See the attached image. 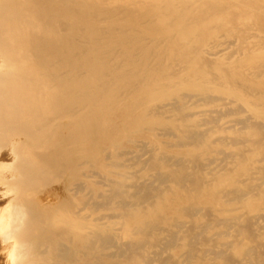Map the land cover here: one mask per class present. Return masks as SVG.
Instances as JSON below:
<instances>
[{
    "label": "bare ground",
    "instance_id": "obj_1",
    "mask_svg": "<svg viewBox=\"0 0 264 264\" xmlns=\"http://www.w3.org/2000/svg\"><path fill=\"white\" fill-rule=\"evenodd\" d=\"M0 259L264 264V0H0Z\"/></svg>",
    "mask_w": 264,
    "mask_h": 264
},
{
    "label": "rangeland",
    "instance_id": "obj_2",
    "mask_svg": "<svg viewBox=\"0 0 264 264\" xmlns=\"http://www.w3.org/2000/svg\"><path fill=\"white\" fill-rule=\"evenodd\" d=\"M134 117H136V116H134ZM152 124H151V117L150 116H148V117H146L145 118V121L143 122V127H150ZM130 135L132 136V137H136V138H142V139H145V140H148V139H153L154 137H156V136H154V135H152L151 133L149 134V132L148 131H144V132H141V131H135V130H131V132H130ZM117 137H119L118 138V141L119 142H121L122 144H126L125 146H127V145H129L127 142V139L125 138V134L124 133H122V134H120L119 136H117ZM123 138V139H122ZM105 145L107 146V147H110V143L109 142H105ZM92 170H95V169H89V170H87L86 172L88 173V174H93L92 173ZM104 171H105V169L103 170V173H104ZM88 182H90L91 183V181L88 179ZM86 211H88V210H86ZM55 256V255H54ZM55 258H56V256H55ZM0 263L1 264H3V262H2V260L0 259Z\"/></svg>",
    "mask_w": 264,
    "mask_h": 264
}]
</instances>
